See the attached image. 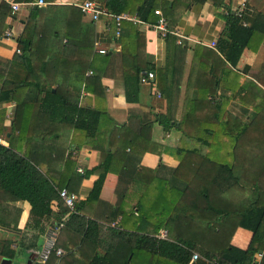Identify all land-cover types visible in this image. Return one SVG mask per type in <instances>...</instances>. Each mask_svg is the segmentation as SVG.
<instances>
[{
    "label": "crops",
    "instance_id": "1",
    "mask_svg": "<svg viewBox=\"0 0 264 264\" xmlns=\"http://www.w3.org/2000/svg\"><path fill=\"white\" fill-rule=\"evenodd\" d=\"M18 1L20 4L15 11L0 1V57L9 60L6 77L11 82L26 77L27 67L20 59L23 54H29L32 65L36 66L35 73L31 74H38L39 66L49 61L56 66L55 79L65 76V82L68 81L74 68L71 66L84 64L87 57L85 52L79 54L82 57H78L73 46L68 50L63 48L68 42L66 33L82 34L83 29L84 35H87L88 24H91L92 51L95 55L108 56L105 60L97 56L94 61L95 72L100 74L99 83L94 86L97 94L84 89L83 85L77 94L79 106L104 111L95 137L88 139V135L85 136L72 123L55 121L50 124V133L38 136L36 143H33L29 132L32 129L31 123L25 136L26 144L22 143L20 149H17L18 153H22L28 146L27 150L35 152L38 167L58 176L59 172L54 171L64 170L62 160L53 163L49 158L53 153H48L45 144L56 142L64 146L62 158L74 162L70 171L75 179L77 173L85 172L71 186L77 196L75 204L80 205L77 212L86 218H97L102 223L101 236L105 237L107 226H118L121 215L112 220L106 217L115 204H123L125 209L132 207L136 214L135 204H172L173 190H182L185 186V171L174 172L179 163L174 151L179 146L190 147L199 143L188 133L182 132L174 120L188 113L186 120L193 122L189 124L187 121L182 127L192 130L204 125L203 116L210 112L205 103H201L204 107L188 108L192 99L199 97L202 102L208 99L219 103L225 101L224 109L244 120L255 113L257 102L260 101L259 106L264 107L263 92L245 88V82L251 81L264 91V0H222L220 4L210 0L192 1L174 26L176 33L169 32L165 37H160L150 23L141 21L135 24L144 38V49L138 48L140 56L153 64L151 70L154 77L147 82L139 80L137 94L130 100L126 99V95L132 94L131 84L129 81L126 85L125 81L132 69L124 63L119 37L104 31L105 18L91 21L82 13L77 19L68 6L77 5L81 0H46L44 4L31 3L34 0ZM240 2L244 3L242 19L246 25L254 26L253 35L249 44L242 48L234 65L228 62L222 65L219 58L211 53V50L218 53L216 47L208 46L207 42L217 39L225 23V10L233 11ZM5 30L10 33L5 34ZM121 30L128 33L126 27L122 26ZM23 35L30 42L32 40L28 48L19 45V38ZM179 36L181 43L177 41ZM95 42L106 48V51H97ZM178 44L185 46L181 56L173 53L174 49L178 50ZM16 48L20 49V53L16 52ZM84 74L88 76L92 73L86 69ZM42 94L28 85L23 97L32 101L36 95L39 98ZM14 107V100L0 101V108L4 109L1 121L3 131L0 134L4 145L8 144ZM196 113L201 115L197 116ZM37 116L41 117L39 114ZM167 118H170L171 125L165 123ZM144 123H150V126H144ZM45 124L48 125L47 122ZM110 131H113L111 137ZM88 140H92V143ZM162 146L166 149L161 150ZM107 150H113L114 153L108 169L103 170L101 164ZM252 156L249 154L246 159H253ZM244 172V187H235L225 195H212V204L227 208L228 216L224 213L219 216L214 211L212 215L195 213L187 219L192 227L182 229V235L195 240L203 238V227L210 222L213 226L211 233L215 237L224 238L238 248L248 246L252 231L238 223V220L240 212L253 204L256 207L264 205V164L247 166ZM101 175L99 198L88 199L95 181ZM122 190L124 194L121 197ZM184 191L190 190L184 187ZM179 201V204H194L189 195L182 196ZM50 204L52 213L43 220V229L38 231L28 226V200H0V260L7 257L10 258V264H13L16 263L13 257L19 256L23 264L38 262V254L48 229L68 217L69 211L58 219L55 213L57 201L53 199ZM165 234V229L160 228L156 236L164 237ZM257 245L260 248L257 251L264 250V221L263 233ZM95 250L101 248L96 247ZM8 251L13 252L12 256L7 254ZM68 251H72L79 259L84 258V254L90 257L88 253L93 252L86 250V253L81 254L76 246H70ZM66 252L64 250L62 254ZM192 252H196L198 257L202 256L197 250ZM54 264L61 262L56 260ZM187 264H194V260L190 259Z\"/></svg>",
    "mask_w": 264,
    "mask_h": 264
},
{
    "label": "trees",
    "instance_id": "2",
    "mask_svg": "<svg viewBox=\"0 0 264 264\" xmlns=\"http://www.w3.org/2000/svg\"><path fill=\"white\" fill-rule=\"evenodd\" d=\"M101 1L111 12L128 11L150 24L154 23L158 17L154 9L159 8L166 18L167 27L173 29L190 3L197 0ZM210 1L214 4L222 3V0ZM68 8L77 19L82 15L79 6L71 4ZM122 26L128 30L126 34L121 30L119 39L124 63L132 69L125 81L126 85L129 81L131 84L132 94L126 95V99L130 100L137 94L142 70L153 69L154 66L144 56L143 58L140 56L138 48L144 49L143 33L129 20H123ZM90 30L91 24H88L87 35H84L83 29L82 34L80 32L74 35L66 33L68 42L63 45V48L68 50L73 46L78 57H82L79 54L83 55L84 52L87 57L84 64L71 66L74 68L71 70L70 79L66 82L65 76L55 79L56 66L48 63L49 61L39 66L38 74H31L35 73L36 66L32 65L29 54H23L20 57L27 67L25 79L11 82L6 77L9 60L0 57V101H15L8 144L0 143V200H28L30 203L28 226L38 231L43 229V220L52 213L51 200L57 201L58 208L55 213L58 219L69 211L66 220L59 221L62 222V226L54 241L55 246H61L67 252L56 255L51 251L45 262L33 261L31 264H54L56 260H59L61 264H187L193 250H197L202 255L194 259V264H250L255 252L260 249L257 243L263 233L264 205L256 207L253 204L249 209L240 212L238 223L252 231V237L246 248L235 247L224 238L215 237L211 233L213 226L210 222L203 227L205 236L200 239L186 237L182 235L181 230L192 227L187 219L195 213L212 215L214 211L219 216L223 213L228 216L227 208L212 204L213 193L225 195L235 187H244L246 167L264 164V107L259 106L260 101L255 104V113L251 118L244 120L227 112L224 109L225 101L219 103L208 99L202 102L199 97L192 99L188 108L204 107L201 103H205L210 112L203 116L204 125L192 130H185L182 127L188 121L186 120L188 113L174 120V124L182 132L188 133L199 143L190 147L179 146L174 151V155L179 159L178 167L174 172L185 171L184 187L190 191H184V187L182 190H173L172 204H135L136 214L132 207L125 209L123 204H115L106 217L112 220L121 215L119 223L118 226H107L105 237L101 236L102 223L97 218H86L79 214L77 212L80 208L79 204H75L74 209L70 210L58 195L61 187L72 191V184L77 183L85 175V172H79L75 179L70 171L74 162L62 158L63 145L56 142H54L55 145L50 144L51 142L45 144L48 153H53L49 155L53 163L62 160L64 170L54 171L59 172L58 176L47 169L42 171L38 167L35 152L27 150L28 146L22 153L17 152L21 144L25 143V136L31 123L32 129L29 132L33 143H36L38 136L49 134L52 130L50 124L55 121L72 123L75 128L82 130L85 136L87 134L88 139L94 138L98 133V124L104 111L99 108L79 106L77 101V94L82 85L84 89L97 94L94 86L99 83L100 74L95 72L94 61L97 56H102L103 60L108 57L104 54L95 55L92 51ZM253 31L254 26L241 24L239 17L227 9L224 26L216 39L218 53L213 50L211 53L219 58L222 65L226 62L234 65L242 48L249 44ZM24 38L26 37L19 38V45L28 48L32 40L30 42V39ZM184 47L178 44V50H173L174 55L181 56ZM127 56L128 59H126ZM86 69L91 70L92 74L85 75ZM28 85H32L38 93L43 94L39 98L36 95L32 101L26 100L23 92ZM245 88L249 91L252 88H254L252 90H261L264 96V91L254 82H245ZM3 114L4 109L0 108V134L3 131L1 124ZM38 114L41 117H38ZM196 115L201 114L196 113ZM190 122L193 121H188L189 124ZM165 123L171 125L170 118H167ZM144 126H150V123H144ZM87 130L88 133H86ZM110 132L111 137L113 131ZM165 149L162 146L161 150ZM113 153V150L105 151L101 164L103 170L108 169ZM249 154H253V159H246ZM101 180L102 175L95 181L88 199L99 198ZM123 194L122 190L121 197ZM184 195L192 197L194 204H179V200ZM128 222H130L129 226ZM149 222H152L150 226ZM160 228L166 231L164 237L156 236ZM70 246H76L81 254L86 253V250L93 252L88 253L90 257L84 254V258L79 259L72 251H68ZM96 247H100L101 250H95ZM12 253V251L7 252L10 256ZM260 264H264V250Z\"/></svg>",
    "mask_w": 264,
    "mask_h": 264
},
{
    "label": "built area",
    "instance_id": "3",
    "mask_svg": "<svg viewBox=\"0 0 264 264\" xmlns=\"http://www.w3.org/2000/svg\"><path fill=\"white\" fill-rule=\"evenodd\" d=\"M1 2H5L10 7L11 11H15L18 9L20 2L18 0H0ZM31 3L36 4H44L47 3L46 0H34ZM243 2H240V5L237 6L233 12L236 16L239 17L240 23L246 25V21L242 19V10H243ZM81 12L88 16L89 20L96 21L100 17L105 18L104 24V31L108 32L109 34L113 35L114 37H119L122 28V21L129 20L134 24L141 22L140 18L133 13L128 11H121L118 13L111 12L108 10L100 0H81L77 3ZM232 11V10H231ZM154 12L158 14V17L154 23L151 25L157 30L160 37H165L167 33L174 32V29H169L166 25V18L162 15L161 10L159 8H155ZM227 13V10H225ZM9 30H5V34H9ZM178 43H181L182 39L181 36L177 38ZM208 46L216 47V39H212L207 42ZM95 49L99 52H105L106 48L100 47L98 42H95ZM16 52L20 53V49L16 48ZM88 73H91V70H88ZM154 77L153 70H144L140 73L139 80L141 82H147L148 80ZM3 141L2 137L0 136V143ZM79 171H82L81 168H78ZM58 195L62 199L63 203L70 209L73 210L75 207V203L77 200L76 193L73 191L68 190L66 187H61L58 190ZM62 226V222H57L56 225L52 228H49L45 242L38 254V261L45 262L50 254L53 251L56 255H61L64 252V249L61 246H55L54 241L57 235V232ZM263 256V251H256L254 254V258L250 264H260L261 258ZM198 257L196 252H192L190 259L194 260Z\"/></svg>",
    "mask_w": 264,
    "mask_h": 264
},
{
    "label": "water",
    "instance_id": "4",
    "mask_svg": "<svg viewBox=\"0 0 264 264\" xmlns=\"http://www.w3.org/2000/svg\"><path fill=\"white\" fill-rule=\"evenodd\" d=\"M0 264H10V258L3 257V258L0 260ZM13 264H16V263H13Z\"/></svg>",
    "mask_w": 264,
    "mask_h": 264
},
{
    "label": "rangeland",
    "instance_id": "5",
    "mask_svg": "<svg viewBox=\"0 0 264 264\" xmlns=\"http://www.w3.org/2000/svg\"><path fill=\"white\" fill-rule=\"evenodd\" d=\"M13 260H14L13 262H16L17 264H23L22 258H20L19 256L13 257Z\"/></svg>",
    "mask_w": 264,
    "mask_h": 264
}]
</instances>
